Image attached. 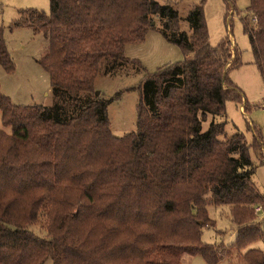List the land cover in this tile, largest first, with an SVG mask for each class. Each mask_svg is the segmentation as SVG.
<instances>
[{"label":"trees","instance_id":"16d2710c","mask_svg":"<svg viewBox=\"0 0 264 264\" xmlns=\"http://www.w3.org/2000/svg\"><path fill=\"white\" fill-rule=\"evenodd\" d=\"M225 1L233 13L235 0ZM248 11L258 19L250 39L264 80V0H250ZM155 18L186 59L145 78L137 130L116 137L95 81L105 59L128 62L125 47L144 42ZM186 20L189 31L173 3L154 0H50L49 15L22 11L12 28L49 39L40 63L55 100L16 106L0 85L2 126L12 129L0 128V264H183L184 254L264 264V251L251 248L264 241L256 212L264 200L251 179L253 152L264 164L263 137L256 128L252 142L228 135L225 121L202 129L229 102L250 112L228 76L240 54L229 37L211 46L204 0ZM0 65L15 71L3 28ZM82 93L89 98L76 104ZM209 206L229 208L238 226L227 248L202 240L215 225Z\"/></svg>","mask_w":264,"mask_h":264},{"label":"rangeland","instance_id":"374dc122","mask_svg":"<svg viewBox=\"0 0 264 264\" xmlns=\"http://www.w3.org/2000/svg\"><path fill=\"white\" fill-rule=\"evenodd\" d=\"M154 1L160 4L173 3L180 16L181 29L189 31L187 16L193 6L201 0ZM249 3L250 0H235L234 7H231L234 12L231 13L225 0H204L211 46L216 47L224 38L229 37L233 44L232 50L239 51L241 64L231 69L228 76L244 93L251 109L246 114L244 109L241 110L239 106L229 102L226 116H210L209 120L203 123L202 129L206 131L213 121H225L228 135L243 132L248 142H252L255 137L253 129L256 128L264 143V80L254 63L250 39V32L257 29L258 19L248 11ZM26 10H37L49 15L50 0H0V28L5 31L6 45L15 66V71L8 73L0 65L1 91L16 106H48L50 102L52 106L55 99L51 78L40 63L50 50L48 37L44 33L35 32L31 27L12 28L15 22L21 20L22 11ZM244 21L250 25L249 33ZM124 55L128 62H123L124 65L119 67H111L113 61L105 59L95 81L96 94L109 101L110 130L116 137H124L137 130L138 109L145 78L163 67L186 59L181 48L163 36L159 21L156 22L155 28L147 32L144 42L127 45ZM88 98L87 94L82 93L75 102L77 104L78 101ZM69 111L71 112V109ZM0 128L9 135L12 133L11 128L2 126L1 111ZM253 153L256 170L251 179L264 200V164L255 152ZM208 210L215 225L203 228L202 240L218 247L227 248L234 244L238 226L230 216V209L209 206ZM258 222L264 230V211L258 214ZM40 227L41 225H34L32 230L43 236L45 234L40 232ZM251 248L264 251V241L255 243ZM182 263L206 264L201 256L188 254L182 256ZM45 264H52V260L49 259ZM219 264H236V259L223 260Z\"/></svg>","mask_w":264,"mask_h":264},{"label":"built area","instance_id":"2783aa9c","mask_svg":"<svg viewBox=\"0 0 264 264\" xmlns=\"http://www.w3.org/2000/svg\"><path fill=\"white\" fill-rule=\"evenodd\" d=\"M264 211V208L262 207V206H258L257 208H256V212L259 214V213H261V212H263Z\"/></svg>","mask_w":264,"mask_h":264},{"label":"crops","instance_id":"0c3cea01","mask_svg":"<svg viewBox=\"0 0 264 264\" xmlns=\"http://www.w3.org/2000/svg\"><path fill=\"white\" fill-rule=\"evenodd\" d=\"M51 103H52V102H50V104H49L48 106H50V105H51ZM240 109H241V110H243V109H244V107H243V106H240Z\"/></svg>","mask_w":264,"mask_h":264},{"label":"water","instance_id":"95a60500","mask_svg":"<svg viewBox=\"0 0 264 264\" xmlns=\"http://www.w3.org/2000/svg\"><path fill=\"white\" fill-rule=\"evenodd\" d=\"M99 94V93H98Z\"/></svg>","mask_w":264,"mask_h":264}]
</instances>
